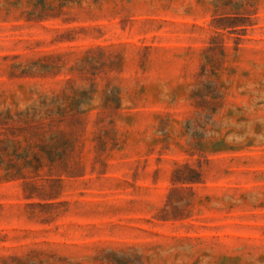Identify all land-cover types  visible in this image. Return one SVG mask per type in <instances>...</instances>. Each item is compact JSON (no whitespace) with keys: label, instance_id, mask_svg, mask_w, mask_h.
I'll use <instances>...</instances> for the list:
<instances>
[{"label":"rangeland","instance_id":"rangeland-1","mask_svg":"<svg viewBox=\"0 0 264 264\" xmlns=\"http://www.w3.org/2000/svg\"><path fill=\"white\" fill-rule=\"evenodd\" d=\"M0 264H264V0H0Z\"/></svg>","mask_w":264,"mask_h":264}]
</instances>
